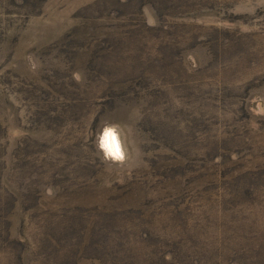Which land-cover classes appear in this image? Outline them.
I'll return each mask as SVG.
<instances>
[{
	"label": "rangeland",
	"instance_id": "1",
	"mask_svg": "<svg viewBox=\"0 0 264 264\" xmlns=\"http://www.w3.org/2000/svg\"><path fill=\"white\" fill-rule=\"evenodd\" d=\"M105 123L122 130L124 163L96 148ZM61 166L87 169L66 180ZM245 170L256 200L228 199ZM195 191L213 243L255 220L264 233V0H0V222L21 243L0 237V264L42 263L28 206L72 254L146 256L140 222L163 229Z\"/></svg>",
	"mask_w": 264,
	"mask_h": 264
},
{
	"label": "trees",
	"instance_id": "2",
	"mask_svg": "<svg viewBox=\"0 0 264 264\" xmlns=\"http://www.w3.org/2000/svg\"><path fill=\"white\" fill-rule=\"evenodd\" d=\"M232 59V57H231ZM230 59V60H231ZM237 157H241L240 151L235 150ZM238 157V158H239ZM34 160L31 161L33 163ZM1 165H4L1 161ZM43 165L38 162L37 165L31 167V171L35 168L42 167ZM68 166V165H67ZM61 166L64 169V177L66 180H69L73 173H81L83 175L86 173L87 167L83 169L82 167H68ZM5 169V166H3ZM250 170H245L239 172L238 174L233 175V183L229 188L228 199H240L244 196H250L253 200H256V194L260 193V190L257 189L259 185L256 186L258 181L255 178L245 179L241 176L243 173L244 176H248L251 172ZM69 173V174H68ZM83 173V174H82ZM235 177V178H234ZM213 178L208 181V184L212 183ZM70 184H75L74 188L89 190L91 184L86 182H72L68 181ZM194 186H199L198 182H192ZM262 187V186H261ZM209 188L204 189L206 191ZM5 194L9 197H13L10 192L3 188ZM201 192L195 191L193 194H186L182 198L181 202H178V208L174 211L173 216L168 222L167 226H164L163 229H155L151 225L150 220L144 219L142 222V229L140 230L143 233L144 237L147 239H155V242L151 245V254L146 256H139L134 253L133 248L132 252L123 253L124 250H119L118 252H101L90 246H84L79 248L75 254H72L70 250L67 249L66 242L61 238L49 234V225L51 223V218L47 215H43L42 210L37 209V204L34 206H28V210L34 213V219L40 221L41 223V235H40V247L43 248L41 251L42 263L41 264H82L83 261H88L89 264H264V233L262 231L256 232L259 228L257 227V220L251 222V228L249 230H244L242 234L235 229L216 228L213 233L216 237L215 242L209 240V234L207 232L204 223L206 217L203 219H197L194 208L199 209L203 208L202 203L206 200L209 201L208 196L204 198L200 196ZM225 195V197H226ZM218 197H221L219 195ZM28 198V197H27ZM33 198V197H32ZM227 198V197H226ZM29 200L31 198H28ZM2 199L0 200V204ZM14 202H10V206ZM264 203V202H263ZM4 204V203H3ZM2 204V205H3ZM1 206V210L8 215L9 205ZM7 211V212H6ZM14 213L15 209L10 212ZM4 215H2L3 217ZM11 221V220H10ZM208 221V220H207ZM8 220L3 224L0 222V237L3 244H7L9 249H16V245L20 242L18 240L8 239L10 235V227H7ZM13 227V225H12ZM127 231V230H125ZM233 233L236 235H233ZM121 234H124L123 239L127 238V233L120 231L116 236L118 241L121 237ZM92 235V234H91ZM25 239L24 236H22ZM91 238V237H90ZM101 236L96 239H100ZM92 240V239H91ZM44 241L48 247L44 246ZM236 241L241 242L242 249L238 250L239 246L236 247ZM39 242V241H38ZM128 242L132 245L131 236L128 238ZM244 243V245H242ZM23 252L16 254L17 261L21 262L24 259L25 250L22 248ZM87 249L88 254L85 253ZM242 262V263H241Z\"/></svg>",
	"mask_w": 264,
	"mask_h": 264
},
{
	"label": "clouds",
	"instance_id": "3",
	"mask_svg": "<svg viewBox=\"0 0 264 264\" xmlns=\"http://www.w3.org/2000/svg\"><path fill=\"white\" fill-rule=\"evenodd\" d=\"M122 130L116 123H105L96 134V148L102 153L104 159L124 163L127 159V147L122 138Z\"/></svg>",
	"mask_w": 264,
	"mask_h": 264
}]
</instances>
